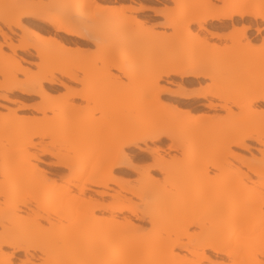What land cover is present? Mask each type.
Instances as JSON below:
<instances>
[{
    "label": "bare ground",
    "instance_id": "obj_1",
    "mask_svg": "<svg viewBox=\"0 0 264 264\" xmlns=\"http://www.w3.org/2000/svg\"><path fill=\"white\" fill-rule=\"evenodd\" d=\"M144 1L162 8L140 3L133 8L112 0L118 4L112 10L119 16L151 12L172 33H157L153 26L131 31L125 46L101 41L116 29L92 21L107 9L95 0H39L0 8V23L9 32L45 39L42 45L20 37L14 44L0 28V102L17 104L11 109L0 103L5 110L0 112V264H264V108L252 110L254 103L264 105V83L232 101L213 89L237 75H264V62L257 66L239 58L257 37L264 48V0ZM167 2L178 11L170 15ZM213 23L211 29L220 34L207 30ZM199 32L231 41L239 50H217ZM168 41L199 48L161 65L130 61L128 47L146 51ZM89 46L102 56L89 80L91 94L71 89L56 76L87 84L57 57H78ZM125 59L129 64L123 65ZM171 77L180 80L175 91L160 85H174L167 81ZM202 79L210 80L207 89L191 87ZM60 88L65 94L58 104L52 95ZM207 97L219 103L199 106L218 108L224 117L183 108ZM235 107L245 110L235 117ZM95 112L101 114L98 119ZM125 112L134 116L125 121ZM163 140L168 141L164 148L147 147ZM246 141L263 150H257L259 158L240 161L245 171L232 169L228 158H241L232 148L249 151ZM130 148L147 154L149 163L132 165ZM115 171L135 175V184L115 178ZM212 172L219 174L213 179ZM124 194L139 206L129 205ZM125 201L128 205H120ZM123 214L150 228L117 253L114 248L138 228ZM107 248L112 250L107 253Z\"/></svg>",
    "mask_w": 264,
    "mask_h": 264
},
{
    "label": "rangeland",
    "instance_id": "obj_2",
    "mask_svg": "<svg viewBox=\"0 0 264 264\" xmlns=\"http://www.w3.org/2000/svg\"><path fill=\"white\" fill-rule=\"evenodd\" d=\"M96 3L98 5H102V6H107L105 10L99 11L98 13H96L93 16L92 21L97 24L98 26H100V28H104V27H112L114 29H116V32L110 36H105V38H103L101 41L106 43H112L115 45H122L125 46L126 44V34L128 32L131 31H139L142 32L145 30V28H149L150 26H153V29L157 32V33H164L166 36L170 35L172 33L171 30L169 29H163L162 27H160V25L163 22L162 18H158V17H153L151 12H144V13H130V12H124L123 15H117V13H115V10H112V8H116L118 6V4H113L112 0H105V3H102L101 0H95ZM255 0H248V3H251ZM39 2V0H0V8L2 9H12L14 8L16 5L19 4H23V3H37ZM134 2V3H133ZM119 4H123V5H128L131 6L133 8H137L138 4L139 5H143L146 7H155V8H162L161 4H157V3H153V2H145L144 0H118ZM167 5L169 6V10H170V15H172L174 12L178 11V7H175L174 4L167 2ZM219 5V4H218ZM87 7L89 8H93L94 4H89ZM109 8V9H108ZM139 20L138 22H148L146 23L144 26L136 23V21ZM143 20V21H141ZM149 20V21H147ZM237 20V19H235ZM248 24V21L244 22V24ZM239 24H241L240 22H238V26H240ZM215 24H211L206 26L207 30L209 29L211 32L213 33H219L220 34V30L218 31V29H214L212 30L211 28L214 26ZM210 27V28H209ZM0 28L2 29L3 32H5L14 42V44H17L20 40V37L25 38L26 40H28L31 43L34 44H42L44 45V41L45 39H42L41 41H39V39L30 37V36H26L24 37V35H22L21 32H19L18 30H13V33L9 32L1 23H0ZM197 31V29L195 27L192 26V30ZM193 30V32H195ZM227 31L230 30H226V31H221V33H228ZM150 32V31H149ZM200 33V34H199ZM198 34L202 37L204 36L206 38V40L208 41V44L211 45H216L218 48L217 50H224V51H231L233 52V50H239L238 46L234 45L231 41H219L216 39H211L210 37L207 36V34H204L202 32H199ZM253 33V32H250ZM208 38L210 40H208ZM0 42H2L1 37H0ZM244 42V41H242ZM199 45L196 43H175V42H164L158 46H153L148 50H140L138 49L140 46L136 45L133 47H128V49L133 50L130 58V61L132 63H138V62H143V64L149 65H161L162 63L169 61V60H173L175 58H179V57H185L190 55V53H192V51H194L195 49H198ZM5 53H9V51L4 48L3 49ZM243 52H240L242 55L239 56V58L243 59L244 62L248 63L249 60H251V62L256 61V65H262L261 63L264 62V48L261 45V39L260 37H257L256 40L253 41V43L251 45H249L248 47H246L245 49H243ZM236 51V52H237ZM20 54V53H18ZM102 56L98 54L97 49L94 46H89L86 48L85 53H83L80 56H75L73 54H67V53H62L59 54L57 59L59 64H67L69 68H71V72L76 74L79 78L84 79L85 82L87 84L84 85H76V84H71L68 83L65 79H63L60 75H56L60 80H62L64 83H66L71 89L76 90V91H85L88 90V92L91 94V87L89 85V80L90 78L93 79V76L95 74V71L97 69V67L99 66V59ZM123 65H127L129 64L128 59L122 61ZM264 71V70H263ZM253 72V71H252ZM264 73V72H263ZM248 78L250 81H248ZM124 80V79H122ZM167 81H171L174 83V85H169L165 82H161L160 85L168 88L169 90H177L176 85L178 83H180V80L177 77H171L169 78ZM254 82L252 85L251 83ZM264 83V75L262 74V71H254L251 74H248L246 76V78H240L239 75L232 77V79L230 81H228L227 83L224 84H220V85H216L214 89V91H216L217 93H221L224 95V97L228 100V101H232L235 100L237 98H239L240 96L246 94L248 91H250V89L255 88V87H259L260 84ZM211 85L210 80H199L198 84H195L191 87H195V88H199L202 90L207 89L209 86ZM190 87V88H191ZM138 89H146V87H142L139 86ZM65 94V90L60 88L56 93H54L53 99L52 101H57L58 104H61L60 99L62 98V96ZM11 99H13V97H10ZM162 100L164 102H169V100L167 99V97H162ZM71 102L74 103H78L79 101L77 100H71ZM171 102V101H170ZM189 105L186 107H183L186 110H189L191 114H197V115H202L205 117H212V118H221L225 116V112H223L222 110L216 108L213 110H208L206 108L200 107V104H207L208 102H211L213 104L215 103H219L218 100L216 99H212L210 97H207L205 100L204 99H199V100H190L188 101ZM2 105L14 109L17 107V104H11V103H6V102H0ZM93 106V104L89 103L88 104V108L90 109V107ZM242 106H243V102H242ZM194 108V109H191ZM264 105L262 104H258V103H254L252 110H256V111H260L263 110ZM245 110V108H232V113L233 115H235V117H238L243 111ZM0 112L5 113V110H0ZM91 112V111H89ZM88 112V113H89ZM19 115H27V113H19ZM85 116V112L81 113L79 115V117L82 119ZM101 116L100 113L95 112L93 114V118L94 119H98ZM130 116V117H129ZM134 116V114H130L128 112H125L122 114V118L123 120L127 121L130 120L132 117ZM129 118V119H128ZM256 118V117H255ZM254 118V119H255ZM122 120V119H121ZM168 144V141L163 140L161 143H147V147L148 148H155L156 146H159L161 148H164L166 145ZM246 144L250 147L249 151L248 150H243V149H237V148H232L233 152L236 153L237 155H239L241 158L239 159V161L232 159V158H228V162L231 166L232 169H237L240 171H245V168L243 165H241L240 161H245L248 162V160L251 158V155L259 158V153L257 152V150H263L261 146L255 144L254 142L251 141H246ZM165 145V146H164ZM142 148H144V145H140ZM128 154H130L131 158V162L132 165H134L135 167H141V166H145L147 163H149V157L147 156V154L145 153H141L139 152V150L137 149H127L126 150ZM170 154H174V152H170ZM146 155V156H145ZM148 158V159H147ZM52 161V159L47 158L46 162ZM244 162V163H245ZM40 168L46 170V171H51L52 168L50 166L47 165H39ZM65 174V173H64ZM151 174L156 177L157 179L160 177L159 174L157 173H153L151 172ZM219 174L217 172H212L209 174V176H211L210 178H215L217 175ZM114 176L115 178L119 179V180H123L129 183V185H133L135 184L134 181L136 180V176L135 175H126L124 173H120L118 171L114 172ZM161 178V177H160ZM114 190H117V188L113 187ZM114 190L108 191L110 194H114ZM88 195H92V193H88ZM127 198H130V202L129 205H133V206H139L140 202L137 201L135 198L124 194ZM110 198H104V202H109ZM120 205H128V202H123ZM98 215V213H97ZM124 216H129L127 214H123ZM102 216L104 217H108L109 214L103 213ZM120 216V215H117ZM132 220V222L138 227L137 228V232H135L132 235H128L125 238L124 242L122 244H120V246L114 248V251L119 253L122 252L126 246H127V242L132 239H137L140 236L146 234L149 232V228L150 226L146 223V222H139L137 220H135L133 217L129 216ZM166 236V233H162V237L164 238ZM121 238H123V236H121ZM113 248V247H112ZM6 252H9V249H3ZM110 250H112L111 248H107L106 252L108 253ZM175 252H178L180 255L186 254L183 251H177L174 250ZM36 255H39V253H36ZM209 255V254H208ZM18 257H21L22 254L18 253L17 254ZM211 256V255H210ZM212 261H215L216 259L212 256L211 257ZM219 259V258H218ZM217 259V260H218ZM201 264H208L206 261L201 263Z\"/></svg>",
    "mask_w": 264,
    "mask_h": 264
}]
</instances>
